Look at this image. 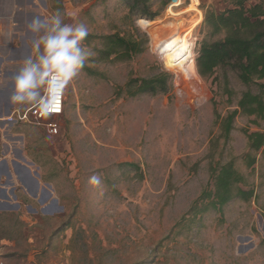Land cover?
<instances>
[{
    "label": "rangeland",
    "instance_id": "374dc122",
    "mask_svg": "<svg viewBox=\"0 0 264 264\" xmlns=\"http://www.w3.org/2000/svg\"><path fill=\"white\" fill-rule=\"evenodd\" d=\"M177 1H148L153 20L132 13L134 0L37 1L44 16L59 11L67 23H84L90 32L85 43L96 54L66 89L64 114L47 119L59 132L52 135L42 125L28 129L44 134L26 152L42 166L43 180L54 183L60 201L43 203L42 193L37 206L18 205L11 188H0L1 264H264V148L250 150L248 139L264 131V122L238 108L248 87L235 71L219 68L202 77L196 66L200 42L213 39L206 12L222 10L227 1L199 0L198 8V0ZM161 20L164 26L179 22L180 34L197 24L191 53L169 48L154 29ZM174 27L170 40L179 34ZM115 33L146 35L148 41L130 59H105V37ZM16 66L2 68L0 90ZM160 73L166 93L128 94L131 80ZM236 109L227 135L224 120ZM7 116H0L1 157L6 136L25 134V126L4 123ZM12 142L15 148L22 143ZM249 152L256 158L252 167ZM230 160L247 175L255 197L194 218L191 207L214 187L211 167ZM93 176L99 185L90 183ZM0 177V186L11 185V178Z\"/></svg>",
    "mask_w": 264,
    "mask_h": 264
},
{
    "label": "trees",
    "instance_id": "16d2710c",
    "mask_svg": "<svg viewBox=\"0 0 264 264\" xmlns=\"http://www.w3.org/2000/svg\"><path fill=\"white\" fill-rule=\"evenodd\" d=\"M148 1L150 0H134L132 13L153 20L156 14H151ZM153 1H160L163 6H167L174 0ZM226 1L227 5L222 10L208 9L206 12L204 25L209 27V34L213 39L204 38L200 42L196 66L202 77L212 76L219 68L235 71L241 82L248 87L239 99L238 108L245 115L254 116L255 121L264 122V0ZM153 23L149 22L150 25ZM171 23L179 30L177 37L172 40L170 37L174 32V25L164 26L161 20L155 22L154 29L166 39L170 49H175L181 55L191 53L194 46L192 29L197 24L191 26L186 33L180 34L179 22ZM105 40L106 47L102 50L105 59L120 55L130 59L134 54L143 52L148 37L136 33L130 36L115 33L106 36ZM86 70L89 71L88 68ZM252 86H256L257 90L254 91ZM127 87L131 96L139 93L156 95L168 91V82L166 75L160 73L151 78L131 80ZM238 112V109L234 110L224 120L227 135L233 129ZM248 139L250 150L260 151L264 148V131L252 132L248 134ZM247 158L249 166L252 167L256 162L255 156H251L249 152ZM211 180L214 187L205 189L190 209L189 213L194 218L199 215L202 217L208 211H223L232 200L250 201L255 197V189L246 185L247 175L237 169L235 160L212 166ZM186 217L187 215L184 216ZM193 224L190 223V226Z\"/></svg>",
    "mask_w": 264,
    "mask_h": 264
},
{
    "label": "clouds",
    "instance_id": "9594fccd",
    "mask_svg": "<svg viewBox=\"0 0 264 264\" xmlns=\"http://www.w3.org/2000/svg\"><path fill=\"white\" fill-rule=\"evenodd\" d=\"M26 29L32 34V52L11 78L9 103L32 105L42 109L41 115H48L96 53L85 43L88 27L82 22H65L59 11L44 17L33 15ZM90 183L99 185L100 180L93 176Z\"/></svg>",
    "mask_w": 264,
    "mask_h": 264
},
{
    "label": "crops",
    "instance_id": "0c3cea01",
    "mask_svg": "<svg viewBox=\"0 0 264 264\" xmlns=\"http://www.w3.org/2000/svg\"><path fill=\"white\" fill-rule=\"evenodd\" d=\"M37 1L38 0H0V76L3 75L1 72L5 65H10L12 67L17 65L20 67L24 58L32 52L29 45L32 34L27 32L26 21L33 15L44 17ZM19 40L20 45H18ZM15 71H18V69L11 70L7 73L6 77H10V80L7 81L8 83L5 86V90H0V115H2L4 111L7 113L8 110H10L11 114L12 110L16 109L13 108L14 105L9 109V94L13 89L11 78L16 74ZM4 123L10 126L16 125L9 124L5 121ZM17 124L25 126V134H22L21 131H19L20 134L13 133L10 136H6L8 139L5 138V141L2 143L6 150V155L3 157L0 156V176L1 174H3V176L6 175L8 177L7 179L11 178L12 181L9 180L11 185L5 187L0 186V188H3L8 192L9 188H11L10 192L13 194L16 201L18 200V205H20V203H26L29 207H34L33 205L37 206L38 202L41 201L39 199L40 194L42 193L46 194L43 203H49L51 201L57 202V200L60 201L57 191L54 188V183L43 180L44 172L42 166L38 167L33 156L26 152V147L30 145L29 143H31L32 146H35L44 134L28 132V129L31 126L29 124ZM13 140L22 143L15 148L16 145L12 142ZM14 152H16L17 155H12ZM5 165H7L8 169L4 167ZM53 174L51 173V177L56 178V173ZM51 177H48V180H50ZM21 198L22 201L20 200ZM232 202L233 201H231V203ZM259 215L260 220L263 218L264 221L263 214ZM247 249L244 248L243 251L246 252Z\"/></svg>",
    "mask_w": 264,
    "mask_h": 264
},
{
    "label": "built area",
    "instance_id": "2783aa9c",
    "mask_svg": "<svg viewBox=\"0 0 264 264\" xmlns=\"http://www.w3.org/2000/svg\"><path fill=\"white\" fill-rule=\"evenodd\" d=\"M66 105V90L61 99L53 105V110L48 115H41L42 109H38L34 106H29L26 109H14L11 114L5 118V122L9 124L25 123L29 125L46 126L50 134H57L59 132V126L53 122H47L48 118H57L62 116L65 111ZM1 264V263H0Z\"/></svg>",
    "mask_w": 264,
    "mask_h": 264
},
{
    "label": "water",
    "instance_id": "95a60500",
    "mask_svg": "<svg viewBox=\"0 0 264 264\" xmlns=\"http://www.w3.org/2000/svg\"><path fill=\"white\" fill-rule=\"evenodd\" d=\"M12 106H13V104L9 103V109H10ZM9 114H10V110L7 111V115H9ZM0 116H2V115H0Z\"/></svg>",
    "mask_w": 264,
    "mask_h": 264
},
{
    "label": "bare ground",
    "instance_id": "6f19581e",
    "mask_svg": "<svg viewBox=\"0 0 264 264\" xmlns=\"http://www.w3.org/2000/svg\"><path fill=\"white\" fill-rule=\"evenodd\" d=\"M198 5H199V0H198V2H197V4H196L197 8H198Z\"/></svg>",
    "mask_w": 264,
    "mask_h": 264
},
{
    "label": "flooded vegetation",
    "instance_id": "af4514ba",
    "mask_svg": "<svg viewBox=\"0 0 264 264\" xmlns=\"http://www.w3.org/2000/svg\"><path fill=\"white\" fill-rule=\"evenodd\" d=\"M10 71H8V73H9ZM12 72H14V71H12ZM15 72H17V71H15Z\"/></svg>",
    "mask_w": 264,
    "mask_h": 264
}]
</instances>
